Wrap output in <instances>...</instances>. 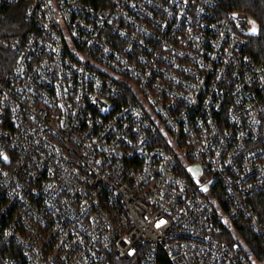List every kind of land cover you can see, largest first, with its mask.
Returning <instances> with one entry per match:
<instances>
[{
  "label": "built area",
  "instance_id": "1",
  "mask_svg": "<svg viewBox=\"0 0 264 264\" xmlns=\"http://www.w3.org/2000/svg\"><path fill=\"white\" fill-rule=\"evenodd\" d=\"M221 2L0 0V264H264L257 25Z\"/></svg>",
  "mask_w": 264,
  "mask_h": 264
},
{
  "label": "trees",
  "instance_id": "2",
  "mask_svg": "<svg viewBox=\"0 0 264 264\" xmlns=\"http://www.w3.org/2000/svg\"><path fill=\"white\" fill-rule=\"evenodd\" d=\"M220 7L224 11H244L252 17L257 25V30L250 37L248 52L264 69V0H222ZM23 12L24 8L21 4L12 7L8 11L6 19L0 27V38L2 40L4 39L7 41L16 35L23 33ZM1 51L3 50L0 46V52ZM248 202L251 209L257 215L260 223L264 225V190L251 196L248 199ZM237 231L243 241L244 239L246 240V243L251 249L264 247V244L259 237L245 227H237Z\"/></svg>",
  "mask_w": 264,
  "mask_h": 264
},
{
  "label": "snow or ice",
  "instance_id": "3",
  "mask_svg": "<svg viewBox=\"0 0 264 264\" xmlns=\"http://www.w3.org/2000/svg\"><path fill=\"white\" fill-rule=\"evenodd\" d=\"M253 31H255V28H253ZM6 159V158H5ZM189 171H193L192 169H189ZM193 175L195 176L196 175V173L195 172H193Z\"/></svg>",
  "mask_w": 264,
  "mask_h": 264
},
{
  "label": "rangeland",
  "instance_id": "4",
  "mask_svg": "<svg viewBox=\"0 0 264 264\" xmlns=\"http://www.w3.org/2000/svg\"><path fill=\"white\" fill-rule=\"evenodd\" d=\"M191 169L193 170V172L197 173V169L196 168L192 167Z\"/></svg>",
  "mask_w": 264,
  "mask_h": 264
}]
</instances>
